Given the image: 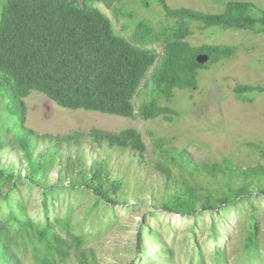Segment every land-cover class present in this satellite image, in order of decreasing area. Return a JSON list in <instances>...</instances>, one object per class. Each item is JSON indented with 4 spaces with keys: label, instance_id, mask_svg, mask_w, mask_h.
Masks as SVG:
<instances>
[{
    "label": "trees",
    "instance_id": "obj_1",
    "mask_svg": "<svg viewBox=\"0 0 264 264\" xmlns=\"http://www.w3.org/2000/svg\"><path fill=\"white\" fill-rule=\"evenodd\" d=\"M157 1L165 20L156 26L140 20L125 37L100 8L116 20L132 19V13L118 7L122 0H0V99L9 122L0 124V264H25L27 255L34 264H101L71 210L63 216L51 214L59 192L87 193L95 199L93 206L135 209L145 203L136 193L125 192L111 158L120 152L130 162H144L148 146L137 129L38 133L25 125L24 99L31 92L71 110L172 120L177 112L161 102H171L176 89L196 88L201 70L238 50L236 45H192L188 37L193 23L199 29L220 26L264 34V10L249 1L229 0L220 13L173 9L165 0ZM200 53L208 55L205 63L197 61ZM142 89L150 95L136 105ZM234 93L240 101L251 102L253 95L264 93V85L238 84ZM150 135L158 153L155 166L163 176L162 195L153 209L197 219L206 212L219 218L246 205L243 251L246 259L257 260L264 144L250 143L261 160L242 167L229 158L198 160L185 147ZM8 151L16 152L17 162L3 160ZM23 187L40 193V221L29 215ZM142 219L131 249L135 256L128 264H180L174 248ZM212 222L211 236L217 242L220 232ZM214 252L216 264H226L219 246ZM187 256L188 264H194L195 256L203 262L201 252Z\"/></svg>",
    "mask_w": 264,
    "mask_h": 264
},
{
    "label": "rangeland",
    "instance_id": "obj_2",
    "mask_svg": "<svg viewBox=\"0 0 264 264\" xmlns=\"http://www.w3.org/2000/svg\"><path fill=\"white\" fill-rule=\"evenodd\" d=\"M165 1L173 9L183 7L205 13H220L229 0ZM242 1L252 2L264 10V0ZM118 7L132 13L133 18L116 20L110 11L100 5L110 16L115 31L125 37L131 34L133 26L140 20L150 21L154 26L165 20L164 11L157 0H122ZM198 25L197 22L193 23V34L188 37L192 45H236L238 50L232 58L201 70L196 88L176 89L171 102H161V105L177 112L172 120L163 117L131 119L97 111L66 109L36 91L24 99L25 125L38 133L56 135L93 128L108 131L134 128L142 134L148 146L144 162L139 165L130 162L124 153H111L114 174L124 179L125 192L129 195L136 193L144 200L140 208H109L100 203L93 206V196L82 192H59L58 200L52 207L51 214L59 216L71 210L73 221L80 224L81 232L95 246L101 264H128L135 256L132 250L136 226L143 217L160 232L165 243L174 248L175 258L180 264H188L187 255L197 251L202 253L203 262L199 263L195 256L194 264H216L215 246L223 251L226 264H264L263 198L257 199L261 227V251L257 260L244 256V235L248 224L244 210L246 205L240 210L223 212L219 218L206 212L197 219L153 209L155 201L162 195L163 176L155 166L158 153L150 134L165 138L172 145L185 147L198 160L229 158L242 167L261 160L250 143L264 144V93L253 95L251 102H242L236 97L234 88L238 84L264 85V34L243 29H223L220 26L199 29ZM149 95L148 91L142 89L135 100L136 105ZM5 117V104L0 99L1 125H8ZM3 160L17 162L18 155L14 151L5 152ZM21 196L28 206L29 215L40 221L41 196L38 190L23 187ZM213 220L220 232L217 242L211 236ZM191 227H194V232H191ZM24 263L34 264L29 255L24 258Z\"/></svg>",
    "mask_w": 264,
    "mask_h": 264
},
{
    "label": "water",
    "instance_id": "obj_3",
    "mask_svg": "<svg viewBox=\"0 0 264 264\" xmlns=\"http://www.w3.org/2000/svg\"><path fill=\"white\" fill-rule=\"evenodd\" d=\"M196 59L199 63H205L208 60V55L204 53H200L197 55Z\"/></svg>",
    "mask_w": 264,
    "mask_h": 264
}]
</instances>
